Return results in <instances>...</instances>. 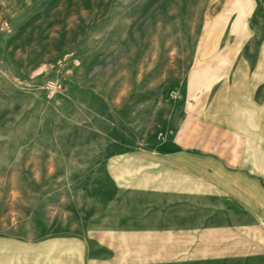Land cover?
<instances>
[{"label": "rangeland", "instance_id": "obj_1", "mask_svg": "<svg viewBox=\"0 0 264 264\" xmlns=\"http://www.w3.org/2000/svg\"><path fill=\"white\" fill-rule=\"evenodd\" d=\"M244 147L264 166V0H0V231L132 228L134 260L260 264L255 231H199L258 209L172 184Z\"/></svg>", "mask_w": 264, "mask_h": 264}, {"label": "crops", "instance_id": "obj_2", "mask_svg": "<svg viewBox=\"0 0 264 264\" xmlns=\"http://www.w3.org/2000/svg\"><path fill=\"white\" fill-rule=\"evenodd\" d=\"M236 152L219 151L217 154L211 153L204 156V161L199 166H204L203 175H198L197 163L190 165L193 169L182 168L181 165L174 164L178 169L184 170L183 179L181 177L173 180V190L182 186H188L189 191L196 193H214L217 191L232 195V199L240 207L256 208L261 214V219L255 220H223L218 222H205L206 227L199 229L201 233L218 235L230 242L222 244L220 249H227L234 243L238 244V239L244 234L255 231L264 238V166L260 153H246L245 147ZM197 154L191 153L190 158H197ZM177 169V168H176ZM132 172V170H131ZM188 173V174H186ZM165 178V177H164ZM139 181L135 179L133 181ZM145 182V181H144ZM158 183L166 184V178ZM203 188V189H202ZM216 189V190H215ZM250 204L244 206V202ZM251 201L254 203L252 204ZM263 217V218H262ZM13 220V219H12ZM194 221H189V228L184 229L187 233L195 234L196 227L191 225ZM210 224V225H208ZM213 225V226H211ZM191 226V227H190ZM15 226L10 223L0 231V264H164L163 261L148 262L144 259L134 260L133 240H144L145 232L132 228L127 229L123 234L109 233H85L78 235L54 234L40 240H31V232H16ZM173 234H180L181 229H173ZM197 231V230H196ZM118 236V240H124L123 250H118L112 243ZM258 236V237H259ZM138 238H142L139 240ZM143 242V241H142ZM241 254L239 249L232 252H221L214 254L216 258L254 255L264 258V249L251 252L253 254ZM141 255H143L141 253ZM180 253L174 252L173 256ZM213 256V254H211ZM139 257V253L137 254ZM218 259V260H219ZM175 260V259H174ZM173 260V261H174ZM172 261V264L174 263ZM260 264H264L261 261Z\"/></svg>", "mask_w": 264, "mask_h": 264}]
</instances>
